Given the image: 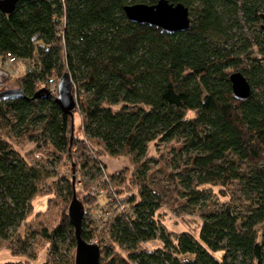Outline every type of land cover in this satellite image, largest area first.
Wrapping results in <instances>:
<instances>
[{
	"label": "trees",
	"instance_id": "obj_1",
	"mask_svg": "<svg viewBox=\"0 0 264 264\" xmlns=\"http://www.w3.org/2000/svg\"><path fill=\"white\" fill-rule=\"evenodd\" d=\"M159 1L30 0L19 2L11 14L0 10V58L11 54L34 63L21 79L25 98L0 100V246L8 241L13 255L36 258L35 235H16L54 175L48 163L81 146L77 166L105 172L88 142L110 156L130 157V181L138 188L137 196L122 199L128 209L107 219L104 230L127 259L104 249L85 212L82 237L98 241L101 264H264V0H167L190 10L192 30L172 35L127 19L126 7ZM244 24L257 30L254 43L243 36ZM238 72L251 86L246 101L233 95L230 75ZM65 73L72 79L86 140L71 136L74 116L60 110L58 95L47 86L49 96L33 99L42 85ZM12 139L51 148L53 160L31 164ZM174 139L182 142L187 159L183 182L191 206L210 202L201 189L207 185L239 191L203 210L198 238L167 234L156 220L161 200L151 187L154 160L148 150L152 143ZM111 179L125 181L120 175ZM65 190L70 198L73 188L68 184ZM33 233L50 246L45 264H75L68 213L53 230ZM155 240L162 249L141 248Z\"/></svg>",
	"mask_w": 264,
	"mask_h": 264
},
{
	"label": "rangeland",
	"instance_id": "obj_2",
	"mask_svg": "<svg viewBox=\"0 0 264 264\" xmlns=\"http://www.w3.org/2000/svg\"><path fill=\"white\" fill-rule=\"evenodd\" d=\"M243 36L249 41L255 42L257 30L250 29L245 24ZM260 55V53H258ZM34 69V63L31 61L17 60L10 63L7 58H0V92L9 89H21V79ZM229 72H232L231 70ZM57 85L60 78L54 76ZM56 95L57 92H55ZM75 101L77 96L73 91ZM116 107L115 109H119ZM194 114L190 113L189 117ZM71 136L75 138L84 139L85 136L82 130V118L78 109L74 111V126L72 128ZM86 140V138H85ZM15 149L31 164L48 161L52 159L50 152L51 148L43 146L37 148V145L29 141L15 139L10 140ZM90 153L97 156L104 169L102 175L99 173L92 174L84 171L77 163L80 159L77 155L83 152L81 146H75L71 155L59 156V160L54 164L48 163L49 170L53 177L48 179L45 190L32 202V212L27 220L17 231V237H31L35 235L31 242L33 243V250L36 254L35 259H28L23 256H15L10 250V243L8 241L2 242L0 246V264L8 262H20V264H45L48 261L49 244L40 236L34 234L35 231H40L47 228L49 231L56 228L62 216H67L69 206L72 201V196L67 195L66 188L68 184L73 188V173L72 164L74 168V188L76 190L77 198L82 202L85 212H88L87 224H91L96 231H98V241L104 239L103 247H110L115 254L120 258L127 259V253L118 245L112 243L109 237L105 236V228L107 226V219L113 217L122 209H128V205L124 204L122 199L137 196L138 188L130 181V175L134 170L131 159L128 156L113 157L105 153L96 143L86 142ZM182 142L179 139H174L171 142H155L150 144L148 150V157L154 160L151 165L149 177L151 178V187L157 192L161 200V208L156 214L160 226H162L167 234L180 235L183 232H188L199 237L203 219L201 213L203 210H208L214 207V203L218 206L230 199V195L238 194L235 188L226 189L222 186L207 185L201 187L206 189L210 195V202L203 204L201 207L191 206L187 198H185L184 178L188 175L185 169L186 156L181 152ZM177 165H180L178 167ZM112 175H120L124 178V183L119 180L117 182L112 180ZM189 175L194 176L193 173ZM60 180V181H59ZM62 180V181H61ZM58 185L62 190H58ZM223 192L227 193L224 196ZM66 199H69L68 201ZM130 207V206H129ZM201 208V209H200ZM202 210V211H201ZM105 230V231H104ZM13 240H16L17 237ZM142 249L154 251L163 248V243L159 240L143 243ZM223 254H215V257L222 259ZM189 258V257H188ZM180 259L183 257L180 256ZM109 260V259H108Z\"/></svg>",
	"mask_w": 264,
	"mask_h": 264
},
{
	"label": "water",
	"instance_id": "obj_3",
	"mask_svg": "<svg viewBox=\"0 0 264 264\" xmlns=\"http://www.w3.org/2000/svg\"><path fill=\"white\" fill-rule=\"evenodd\" d=\"M21 1L30 0H0V10L4 14H11L15 11L17 4ZM127 19L139 25H146L161 30L162 34L185 33L192 30L190 10L183 4H170L167 0H161L156 5L149 6L137 4L125 8ZM263 24L262 39L264 42V14L262 15ZM233 95L239 101H246L251 96V86L242 73H232L230 75ZM49 91L45 88L39 90L33 99H41L49 96ZM22 89H9L0 92V100H22L24 99ZM56 103L60 110L69 116H74L77 103L73 95V83L69 73H65L58 84V96ZM74 168L73 173V197L69 206L68 217L71 225L75 229L76 250L75 264H101L100 247L95 243L87 242L82 237V223L85 216V208L77 198L74 188Z\"/></svg>",
	"mask_w": 264,
	"mask_h": 264
},
{
	"label": "built area",
	"instance_id": "obj_4",
	"mask_svg": "<svg viewBox=\"0 0 264 264\" xmlns=\"http://www.w3.org/2000/svg\"><path fill=\"white\" fill-rule=\"evenodd\" d=\"M6 58L10 60V63H13L16 61V59L11 54H8ZM46 86L51 92H54V93L57 92L58 94V85H57V90H56V81L54 79H51L47 85H44V86L42 85V88H46ZM93 243L98 245V241H94Z\"/></svg>",
	"mask_w": 264,
	"mask_h": 264
}]
</instances>
